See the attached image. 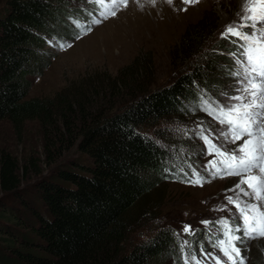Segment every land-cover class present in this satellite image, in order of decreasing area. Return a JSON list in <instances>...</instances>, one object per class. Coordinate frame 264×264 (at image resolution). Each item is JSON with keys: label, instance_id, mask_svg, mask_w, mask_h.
I'll return each instance as SVG.
<instances>
[{"label": "trees", "instance_id": "obj_1", "mask_svg": "<svg viewBox=\"0 0 264 264\" xmlns=\"http://www.w3.org/2000/svg\"><path fill=\"white\" fill-rule=\"evenodd\" d=\"M67 3L0 5V124L21 136L35 122L42 148V158L31 146L35 152L22 160L0 143V264H154L163 254L180 264V229H156L140 240L129 234L157 216H143L147 209L138 205L165 177L162 171L180 179V168L197 165L201 143L178 127L194 121L198 98H215L211 90L218 96L225 84L217 77L226 57L221 50L230 42L215 37L209 47L213 23L203 18L173 48V59L182 55L186 64L167 83L156 84L153 62L141 53L114 77L89 76L53 96L26 98L34 46L45 42L38 33L56 32L47 23L63 24ZM167 146L182 153L176 163ZM209 229L185 233L187 249L212 246L220 232Z\"/></svg>", "mask_w": 264, "mask_h": 264}, {"label": "rangeland", "instance_id": "obj_2", "mask_svg": "<svg viewBox=\"0 0 264 264\" xmlns=\"http://www.w3.org/2000/svg\"><path fill=\"white\" fill-rule=\"evenodd\" d=\"M1 2L2 0H0V5ZM250 2H255V0H200L199 3L191 5L184 4L182 0H173L171 5L167 3V0H157L156 5L153 6L148 3V0H138V2L130 0L127 8L121 6L116 16L104 19L98 14L101 10L100 6L93 0H68L67 4L70 10L64 18L60 19L63 24L59 23V19L47 23V29L51 28L50 31L56 32H39L46 37H42L45 42L34 46L38 55L31 63L32 72L26 77L30 84L26 98L53 96L63 88L83 78H89V76H93L95 80L104 76L114 77L121 67L141 53H147L153 62L156 84L167 83L186 64L182 55H180L181 58H177V55L175 57L177 59H173L172 51L179 44L182 34L189 28V25L200 22L203 18L205 21H211L213 30H211L212 35L207 44L211 47L215 43V37H218V32L220 30L223 32L225 26L238 22L244 5ZM93 19H101L102 22L94 24L92 23ZM81 25L83 27H80ZM89 27H91V31H87ZM50 34L64 37L68 40L66 44H71V46L60 48L56 46L55 42V44H50L46 39L52 36ZM240 43L237 40L233 44L241 53L243 49L239 47ZM223 58V70L217 77L225 84L217 89L219 90L218 96L213 90L209 93L210 96L219 99L223 97L220 95L221 92L232 91V86L235 84L229 71L230 69L234 71L233 60L229 57ZM229 84L231 85L229 86ZM211 124L217 123L212 121ZM194 126L193 121H185V124H179L178 129L180 128L182 131L185 129V133L192 132L194 134L196 130ZM40 139L35 122L28 123L24 131L22 130L21 136L12 133L6 122L0 124V143L8 145L19 159L35 152L30 149L31 146H37V152L42 158ZM242 142L241 140L236 143ZM163 145H165L164 142ZM166 148L169 153L175 154L173 161L176 163V156L181 157L182 153L180 151L179 154L174 153L173 149L168 146ZM71 150L74 151V149ZM196 153L195 159L198 165L193 164L192 167L204 175L202 167L205 166L203 164L204 154ZM207 158L211 159V156L207 154ZM41 166L45 173L48 168L43 164ZM171 172L169 169L168 171L163 170L162 175L165 177L162 176L163 178L157 186L138 205L147 209L143 216L148 217L146 214L149 211L150 213L155 212L157 216L155 219H148L142 226L136 228L134 226L133 231L129 234L132 237L131 240L148 238L156 229L170 227L173 228L174 233L176 229H180L182 239L187 240L182 231L184 225H191L194 230L210 227L202 221H213L215 225H212L208 232L217 233L222 226L216 221L225 218L232 220V218L238 217L239 213L235 204H230L226 197L236 196L239 189H236L235 186L241 177L221 179L209 177L210 182L204 183L201 187L183 182L188 179L184 175L180 179L167 178L166 175ZM242 187L244 186L242 185ZM129 240L127 239V242ZM245 247L247 250L242 248L241 255L246 258L247 264H264V239H253ZM186 250L195 252L198 257L202 258L203 264H215L212 262L213 259L206 254L220 255L219 250H214L213 246L211 249L207 247L203 252H199V249L194 247H191V250ZM177 259L163 254L155 260L154 264H179ZM189 264H194V262L189 260Z\"/></svg>", "mask_w": 264, "mask_h": 264}, {"label": "snow or ice", "instance_id": "obj_3", "mask_svg": "<svg viewBox=\"0 0 264 264\" xmlns=\"http://www.w3.org/2000/svg\"><path fill=\"white\" fill-rule=\"evenodd\" d=\"M100 6L99 16L104 19L116 16L121 6L127 8L130 0H93ZM138 2V0H137ZM184 4H196L200 0H182ZM155 6L157 0H148ZM170 5L173 0H167ZM186 11L187 9H182ZM101 19H93L92 23L100 24ZM80 27H83L82 25ZM91 27L87 31H91ZM236 37L241 43L243 51L240 58L234 60L235 70L230 69V75L235 77L233 91L235 95L221 92L224 102L218 100L198 98L201 110L207 112L224 128L216 131L211 127L198 124L194 135L200 138L207 146L201 148V154L216 153L220 159L210 161L202 166L205 174L202 175L195 167L191 168V176L183 168L179 171L188 179L185 183L203 186L210 182V178L224 176L241 177L235 186L239 189L235 198L227 196L230 204H235L238 217L216 221L222 227L221 236L217 237L213 248L218 249L229 264H247L246 258L241 255L242 248L253 239H264V0H255L244 5L243 13L238 22L226 27L221 36ZM79 38V37H77ZM57 47H70L71 44L60 43L53 38ZM236 41H233L235 43ZM235 56V53H229ZM212 137V139H210ZM217 143H213V140ZM243 141L237 144V141ZM168 171V169H166ZM247 185V189L242 187ZM209 224V221H202ZM182 231L194 234L191 225H184ZM190 247L187 240L179 245L184 264L189 260L194 264H203L202 258L195 252L187 251ZM203 246L199 252H203ZM215 260V264H223L221 257L215 254H206Z\"/></svg>", "mask_w": 264, "mask_h": 264}]
</instances>
